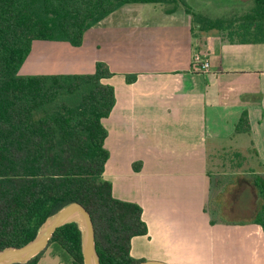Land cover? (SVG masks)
I'll list each match as a JSON object with an SVG mask.
<instances>
[{"label":"crops","instance_id":"crops-1","mask_svg":"<svg viewBox=\"0 0 264 264\" xmlns=\"http://www.w3.org/2000/svg\"><path fill=\"white\" fill-rule=\"evenodd\" d=\"M139 4L135 10L127 4L128 11H115L90 28L95 41L86 32L81 46L35 40L20 74L93 73L98 61L114 73L104 80L116 92V104L103 120L110 151L104 177L116 198L143 208L148 233L132 239L134 258L262 264L261 257L249 260L246 246L251 237L264 241V229L253 222L260 204L253 181L244 184L255 195L247 209L241 207L247 219L211 221L209 205L219 194L212 195L207 147L217 148L218 155L243 151L264 163V42L239 43L218 30H192L191 15L181 8ZM122 15L128 24L115 32ZM197 55L209 61L208 71L200 70ZM134 73L138 77L129 83L126 75ZM244 111L251 132L237 133ZM174 137L182 149L175 148ZM238 204L231 202L234 211ZM217 207L227 210L219 202Z\"/></svg>","mask_w":264,"mask_h":264},{"label":"trees","instance_id":"trees-1","mask_svg":"<svg viewBox=\"0 0 264 264\" xmlns=\"http://www.w3.org/2000/svg\"><path fill=\"white\" fill-rule=\"evenodd\" d=\"M130 3L182 5L192 30L197 25L233 42H264V0L230 17L195 12L187 0H0V251L25 245L48 216L79 202L92 217L101 264L141 261L131 255V243L148 233L143 208L116 198L104 178L110 151L103 120L116 104L114 86L104 81L114 75L109 65L98 61L93 73L20 74L35 40L81 46L92 26ZM126 77L132 83L138 75ZM236 132H251L248 111ZM253 183L260 197L253 222L264 229V175L256 174ZM52 243L72 264H84L77 223L57 228L48 247ZM47 248L25 264H38Z\"/></svg>","mask_w":264,"mask_h":264},{"label":"rangeland","instance_id":"rangeland-1","mask_svg":"<svg viewBox=\"0 0 264 264\" xmlns=\"http://www.w3.org/2000/svg\"><path fill=\"white\" fill-rule=\"evenodd\" d=\"M187 2L191 6V9L195 12L202 13L211 17H230L235 14L240 15L248 11L253 4V0H187ZM129 5L133 6L130 8L135 10V8H138L137 6H139L140 4L130 3ZM165 5L173 6V4ZM124 6H127V4ZM124 6L117 10V12H124L125 10H129ZM177 8L185 10V7L182 5ZM125 16L126 15H122L119 19L116 20L115 26L118 23H120V25L118 27L119 29L115 27V29H117L115 30V32L123 31L124 27L128 24L129 20L125 18ZM124 23L125 26H123ZM195 26L198 29L197 25ZM90 32L91 31H87L86 38L89 41H95L93 40L94 37L92 36V32ZM103 46H105V44ZM100 52L105 53L106 50H104V48L102 47ZM176 138H173L176 141L175 148L177 150H180L182 149V147L178 146L179 139ZM247 145L249 146V142H247ZM207 151V166L208 169H211V171L213 172L212 175H214V178L212 180V195H216L217 193L219 194L218 198H213L209 205L212 217L228 221L232 219H247L248 216L246 215V212H244V209H241V207H245V209H247V206L250 203L251 199L254 201L255 195H249L248 190L250 192V187H248L249 189L247 187L244 188V184L246 185V183L249 182L251 186V183L254 180L256 174L264 175V173H259V171L255 172L256 168L257 170L259 169L260 171H264V163H260L257 156L255 158L253 157V155L248 156L246 152L243 151L240 152V155H236V151L232 149H228L226 151L223 150L220 155H218L217 148L215 147H207ZM232 201L236 204L237 201H239L241 204H238V208L236 209V211H234V205V208L231 207ZM217 202H219V204H225V209L227 210L220 213L218 211V207L216 209ZM258 237L259 236L251 237V239L248 240L246 244L247 254L249 260L261 257L262 264H264V241H259ZM38 264H72V260L70 255L59 244L52 243L40 258Z\"/></svg>","mask_w":264,"mask_h":264},{"label":"water","instance_id":"water-1","mask_svg":"<svg viewBox=\"0 0 264 264\" xmlns=\"http://www.w3.org/2000/svg\"><path fill=\"white\" fill-rule=\"evenodd\" d=\"M75 222L82 232L84 264H101L96 248L95 228L89 211L79 202L63 205L40 225L36 236L23 246H10L0 251V264H25L44 251L60 226ZM136 264H168L159 260H141Z\"/></svg>","mask_w":264,"mask_h":264},{"label":"built area","instance_id":"built-area-1","mask_svg":"<svg viewBox=\"0 0 264 264\" xmlns=\"http://www.w3.org/2000/svg\"><path fill=\"white\" fill-rule=\"evenodd\" d=\"M196 62L198 64V67L200 68V70L205 71V72L209 70L210 63L207 59L202 58L200 55H197Z\"/></svg>","mask_w":264,"mask_h":264}]
</instances>
